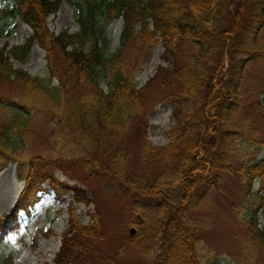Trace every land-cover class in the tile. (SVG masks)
I'll return each mask as SVG.
<instances>
[{"label": "trees", "instance_id": "1", "mask_svg": "<svg viewBox=\"0 0 264 264\" xmlns=\"http://www.w3.org/2000/svg\"><path fill=\"white\" fill-rule=\"evenodd\" d=\"M61 1L10 0L0 5V18L17 16L30 27L20 43L8 48L5 42L0 45V77L17 89L5 98L13 108L14 121L0 127V159L13 161L11 155L24 144L13 138L15 132L20 135L26 127L27 116L20 119V108L54 116L59 131L68 133L78 148L77 160L87 177H107L118 190L141 199L161 198L163 204L155 214L152 230L142 236L159 244L150 264H200L197 238L184 217V201L206 178L205 164L230 167L224 156L230 152L235 134L253 140L256 149L264 152V140L252 138L249 122L241 125L232 119L243 104L239 84L246 60L264 58V0H73L77 29L53 32L47 27L46 17ZM117 17L122 21L119 46L107 52L102 47L103 30ZM127 40L138 45L145 56L155 42L162 46L161 58L167 64L158 66L152 77H158L171 97L174 114L182 115L175 138L181 143L180 153H172L173 143L164 151L148 145L141 112L142 89L150 79L141 86L132 80L135 68L121 53ZM33 42L44 49L47 76L30 74L12 64V58L23 60ZM180 46L192 47L187 61L174 59ZM52 78L55 83H51ZM259 94L255 103L264 117V70ZM184 96L189 108L182 110L179 101ZM194 120L202 133L198 142L190 134ZM129 133L141 140L142 164L161 156L172 161L175 200H169L160 182H149L137 173L125 174L123 162L128 151L122 142ZM214 149L220 154L215 155L213 164L206 154ZM199 151L204 155L198 159ZM36 161L41 163L38 171L33 169ZM25 164L22 188L10 210L0 214V240L17 226L18 212L28 213L38 201L37 194L44 191L41 185L46 180L56 197L72 191L76 202H88L82 189L65 183L56 185L43 171L62 169L60 160L32 156L19 163ZM235 166L249 180L258 181L259 191L264 189V154ZM259 198L250 220L254 226L256 211L264 208V197ZM67 212L66 230L48 264H87L91 252L96 251L94 243L103 238L100 224H79L71 205ZM256 235L260 242L264 229L256 227Z\"/></svg>", "mask_w": 264, "mask_h": 264}, {"label": "rangeland", "instance_id": "2", "mask_svg": "<svg viewBox=\"0 0 264 264\" xmlns=\"http://www.w3.org/2000/svg\"><path fill=\"white\" fill-rule=\"evenodd\" d=\"M10 0H0V5ZM73 0H62L54 13L46 17L49 30L57 32L62 28L75 31ZM121 18L109 22L103 30L102 47L111 52L119 46ZM30 33V27L17 16L0 18V45L6 48L20 43ZM158 49V51H157ZM192 47L180 46L174 57L178 61H187ZM162 46L155 42L145 56L138 45L127 40L121 46V53L130 60L135 68L132 80L143 87L144 104L141 116L145 121L144 135L150 147L165 150L173 143L172 153H180L181 143L175 141L179 125L183 121L181 113L175 115L174 104L169 94L158 83V77H152L158 66L167 64L161 58ZM55 60H58L56 58ZM13 66H20L30 74L47 76L45 52L33 42L22 61L12 58ZM153 61V62H151ZM151 63V64H150ZM264 70V58L246 60L239 84L243 104L236 108L232 119L243 125L250 124L252 138L264 140V117L262 108L255 102L260 97V81ZM56 79L52 78L51 83ZM103 86V84L101 83ZM17 89L0 77V127L13 123L14 112L6 97L15 94ZM182 110L188 109V98L179 101ZM20 119L26 117V127L14 139L24 142L11 157L13 161L0 159V214L8 212L23 185L22 178L27 166L19 165L28 157L36 156L45 160H60L62 169L45 168L56 182L75 185L83 190L87 203L76 202L72 191L56 197L47 186V180L41 187L39 199L29 209L17 215V226L0 240V264H48L58 250L60 239L67 227V207L71 205L74 219L79 224L97 223L103 232V238L96 241V251L87 258V264H150L152 256L159 249L156 240H143L142 236L152 230L155 214L163 204L159 196L141 199L133 193L118 190L107 177H87L77 160L79 150L68 133L60 132L55 118L47 113L31 108H20ZM248 124V125H249ZM193 141L198 142L202 133L199 123L194 120L191 130ZM128 156L123 162L125 174L137 173L149 182H160L168 193L169 200H175V177L172 161L163 160V156L147 161L139 160L141 140L130 134L122 142ZM253 140L235 134L231 137V150L224 156L225 165L214 164L217 149L208 151L206 156L214 167L205 164L207 176L203 182L194 186L184 201V217L197 238L196 250L200 264H264V237L258 242L256 227L264 229V208L256 213V225L250 223L252 210L264 197V189L259 191L258 181L248 179L236 164H245L260 158L264 152L256 149ZM198 152L196 158L203 156ZM18 167L19 171H15ZM41 163L36 161L33 169L38 171ZM206 172L204 174H206ZM134 232L128 235V229Z\"/></svg>", "mask_w": 264, "mask_h": 264}, {"label": "water", "instance_id": "3", "mask_svg": "<svg viewBox=\"0 0 264 264\" xmlns=\"http://www.w3.org/2000/svg\"><path fill=\"white\" fill-rule=\"evenodd\" d=\"M133 232H134V229H133V228H129V229H128V234H129V235H131Z\"/></svg>", "mask_w": 264, "mask_h": 264}, {"label": "bare ground", "instance_id": "4", "mask_svg": "<svg viewBox=\"0 0 264 264\" xmlns=\"http://www.w3.org/2000/svg\"><path fill=\"white\" fill-rule=\"evenodd\" d=\"M157 51H158V49H157ZM151 62H153V61H151ZM151 64V63H150Z\"/></svg>", "mask_w": 264, "mask_h": 264}]
</instances>
